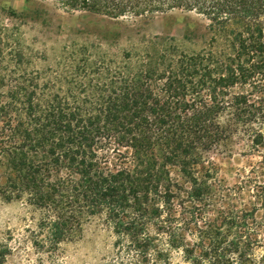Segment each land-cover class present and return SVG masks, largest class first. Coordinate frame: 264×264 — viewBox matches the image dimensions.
<instances>
[{"label":"trees","instance_id":"trees-1","mask_svg":"<svg viewBox=\"0 0 264 264\" xmlns=\"http://www.w3.org/2000/svg\"><path fill=\"white\" fill-rule=\"evenodd\" d=\"M53 1L111 20L194 14L210 43L126 53L90 106L0 70V199L41 213L35 246L103 217L139 264H264V0Z\"/></svg>","mask_w":264,"mask_h":264},{"label":"rangeland","instance_id":"rangeland-1","mask_svg":"<svg viewBox=\"0 0 264 264\" xmlns=\"http://www.w3.org/2000/svg\"><path fill=\"white\" fill-rule=\"evenodd\" d=\"M155 38L162 41L152 45ZM209 43L207 22L194 14L111 20L66 11L53 0H0V70L39 74L42 86L50 81L70 103H95L106 89L104 72L121 69L128 52L168 46L192 53ZM41 219L24 201L0 199L3 264H139L136 251L103 217L86 221L81 233L69 235L55 252L35 246L42 239ZM174 262L182 263L179 256Z\"/></svg>","mask_w":264,"mask_h":264}]
</instances>
